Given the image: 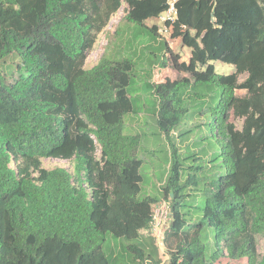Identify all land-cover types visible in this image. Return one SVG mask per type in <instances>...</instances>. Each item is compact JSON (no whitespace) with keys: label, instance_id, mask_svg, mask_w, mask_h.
<instances>
[{"label":"trees","instance_id":"1","mask_svg":"<svg viewBox=\"0 0 264 264\" xmlns=\"http://www.w3.org/2000/svg\"><path fill=\"white\" fill-rule=\"evenodd\" d=\"M122 1L125 21L156 41V27L145 23L167 10L166 0H0V64L13 56L25 72L0 74V264H110L108 235L130 263L163 264L138 241L159 199L141 195L140 137L123 133V115L133 112L134 62L103 55L84 68ZM176 9L170 37L190 50L188 61L179 62L166 42L158 45L192 82L147 84L170 152L158 194L170 205L165 264H220L222 250L264 264V250L257 252L264 242V0H177ZM213 62L234 72L218 74ZM230 113L241 129L228 122ZM196 117H206L194 128L207 125L217 147L209 168L224 173L188 223L185 190L197 182L191 175L181 181L172 133L181 128L183 140L192 129L181 125ZM49 158L72 161L73 173L43 168Z\"/></svg>","mask_w":264,"mask_h":264},{"label":"rangeland","instance_id":"2","mask_svg":"<svg viewBox=\"0 0 264 264\" xmlns=\"http://www.w3.org/2000/svg\"><path fill=\"white\" fill-rule=\"evenodd\" d=\"M126 10L127 5L122 1L121 8L112 16L107 27L97 35L92 50L87 54L84 68L93 67L103 55L111 60L127 58L134 62L131 72V84L128 89L129 97L133 104V112L123 115V133L128 136L138 135L140 137L137 157L142 160L140 169V174L143 178L141 195L156 196L159 199L158 202H161L163 199L158 194L168 173L170 152L166 140L156 125L155 109L157 107V98L147 84H157L165 78L171 81L182 78L190 80L188 74L173 69V58L168 54L164 55L165 57L163 56L164 45L161 44L159 46L158 42H166L172 54L179 56V62L188 61L190 50L181 45L180 39H172L170 37L171 31H163L164 24L160 20V16L146 22L147 29L155 26L158 33L156 41L151 43L150 34L143 27L125 21ZM159 30H162V32ZM161 61L165 62V67H161ZM18 62V59L13 56L6 58L0 64V74L10 75L13 73L15 77L18 74H25L21 68H18ZM213 65L218 74L226 75L234 72L232 66L222 62H213ZM245 78V74L239 75L238 83L243 82ZM235 93L238 96L244 95L243 91H236ZM204 118L206 119V117H196L184 121L181 127L192 129V131L183 140L177 138L178 131L181 128L172 133L174 145L178 152L177 161L181 163L182 171L184 172L181 181L191 175L197 182V184L189 185L185 190L187 196L182 212L188 223H193L199 218L198 208L204 206L207 199L212 195L213 189L210 185L212 179H214L215 175L219 176L224 173L222 168L216 170L209 168L213 162L210 163L208 161L217 152L214 139L210 136L209 127L203 125L199 128H194L197 124L204 122ZM228 122L233 123L237 129H241L242 121L234 118L231 113L228 116ZM194 153H197L195 157L192 156ZM189 154L191 156L188 157ZM41 162L42 167L47 170L62 168L73 173L72 161L49 158L42 159ZM168 214L165 231L171 222L170 207H168ZM208 232L211 236L209 238L210 242L208 241V250L211 251L212 248L209 243L213 242L212 235L214 232L213 230ZM140 234L138 241L145 245L147 252L151 253L153 258H158L163 264L167 263L169 259L168 249L159 244L158 238L151 230H142ZM119 243L109 235L106 236L104 252L110 258V264H132L128 261L127 255L129 253L127 251H124V253L120 252L121 246ZM134 243L136 242L130 241L127 245ZM152 246H155L156 249L153 250L154 247ZM263 250L264 242L259 240L257 252L262 254ZM218 263L245 264L246 261L245 259H230L227 252L222 250Z\"/></svg>","mask_w":264,"mask_h":264},{"label":"built area","instance_id":"3","mask_svg":"<svg viewBox=\"0 0 264 264\" xmlns=\"http://www.w3.org/2000/svg\"><path fill=\"white\" fill-rule=\"evenodd\" d=\"M177 0H166L167 10L160 15V20L164 24L163 31H172L173 24L177 17L176 9ZM162 32V30H159ZM158 204V205H157ZM156 206L153 205L151 208V221L149 230L158 238V242L162 245L165 233V226L168 220V203L166 201L158 202Z\"/></svg>","mask_w":264,"mask_h":264},{"label":"crops","instance_id":"4","mask_svg":"<svg viewBox=\"0 0 264 264\" xmlns=\"http://www.w3.org/2000/svg\"><path fill=\"white\" fill-rule=\"evenodd\" d=\"M146 24V23H145ZM156 39H157V37H156Z\"/></svg>","mask_w":264,"mask_h":264}]
</instances>
